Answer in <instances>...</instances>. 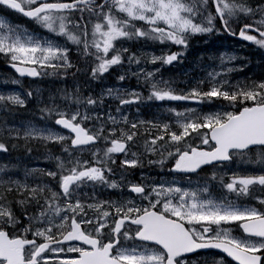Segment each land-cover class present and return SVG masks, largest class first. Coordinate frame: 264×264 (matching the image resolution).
<instances>
[{
    "label": "snow or ice",
    "instance_id": "snow-or-ice-1",
    "mask_svg": "<svg viewBox=\"0 0 264 264\" xmlns=\"http://www.w3.org/2000/svg\"><path fill=\"white\" fill-rule=\"evenodd\" d=\"M0 13V264H264V0Z\"/></svg>",
    "mask_w": 264,
    "mask_h": 264
},
{
    "label": "trees",
    "instance_id": "trees-1",
    "mask_svg": "<svg viewBox=\"0 0 264 264\" xmlns=\"http://www.w3.org/2000/svg\"><path fill=\"white\" fill-rule=\"evenodd\" d=\"M217 46H220V45L217 44ZM206 47H207L206 45H202V44L201 45H197V44L192 42L191 47H190V49L188 51L189 54H190V57L192 59L191 61H194L199 55L203 54L204 53V49ZM250 54L253 57L252 60H254L255 65H257V63H258V61L260 59V55L256 51L253 52L252 50H251ZM255 70L256 71L258 70L257 72H259V68L257 66L255 67ZM245 72H247V70ZM69 79H71V77H69ZM27 87H29V85L25 84V86H23L21 91H23Z\"/></svg>",
    "mask_w": 264,
    "mask_h": 264
},
{
    "label": "rangeland",
    "instance_id": "rangeland-1",
    "mask_svg": "<svg viewBox=\"0 0 264 264\" xmlns=\"http://www.w3.org/2000/svg\"><path fill=\"white\" fill-rule=\"evenodd\" d=\"M228 47H232V48H234V49H236V51L239 53V50H238V48H240L237 44H232L231 46H228ZM227 47V48H228ZM240 55H243L242 53H239ZM187 60L188 61H190V54H189V52L187 53ZM258 64V63H257ZM257 66V65H256ZM151 67V66H150ZM247 70V73L249 74V75H252V71H249V69H246ZM256 71V70H255ZM258 71V70H257ZM256 71V72H257ZM243 75V74H242ZM0 76L2 77V78H5V77H8L7 76V74L3 71V69L0 67ZM0 80H1V78H0ZM32 86V87H35L36 85L33 83V84H29V86ZM23 86H25L24 85V82L21 80V85H18V86H16V85H8V87L9 88H16L17 90H22V88H23ZM149 111H151V112H155L156 110L155 109H151V110H145V115H148L149 114Z\"/></svg>",
    "mask_w": 264,
    "mask_h": 264
},
{
    "label": "flooded vegetation",
    "instance_id": "flooded-vegetation-1",
    "mask_svg": "<svg viewBox=\"0 0 264 264\" xmlns=\"http://www.w3.org/2000/svg\"><path fill=\"white\" fill-rule=\"evenodd\" d=\"M3 15V13H0V16H2ZM9 17V16H8ZM9 19L12 21V22H15V23H19V24H21V25H23V26H25V27H27V28H29V29H31V28H33L34 26L31 24V22L30 21H25V20H19V19H12V18H10L9 17ZM198 39H200V37H198ZM3 63H5V64H7L3 59H0V67L2 68V65H3ZM7 65H9V64H7ZM222 255V254H221Z\"/></svg>",
    "mask_w": 264,
    "mask_h": 264
},
{
    "label": "bare ground",
    "instance_id": "bare-ground-1",
    "mask_svg": "<svg viewBox=\"0 0 264 264\" xmlns=\"http://www.w3.org/2000/svg\"><path fill=\"white\" fill-rule=\"evenodd\" d=\"M255 67H256V66L252 65V72H253V71L255 72ZM2 69H3V71L7 74V76H8L9 78H12V77H13V75L11 74V72H13L14 69L11 68L9 65L3 63V65H2ZM245 71H246V69H245ZM240 75H242V74H240Z\"/></svg>",
    "mask_w": 264,
    "mask_h": 264
},
{
    "label": "water",
    "instance_id": "water-1",
    "mask_svg": "<svg viewBox=\"0 0 264 264\" xmlns=\"http://www.w3.org/2000/svg\"><path fill=\"white\" fill-rule=\"evenodd\" d=\"M15 71V70H14ZM18 75V74H17ZM25 78H27V77H25ZM31 79V78H30Z\"/></svg>",
    "mask_w": 264,
    "mask_h": 264
}]
</instances>
